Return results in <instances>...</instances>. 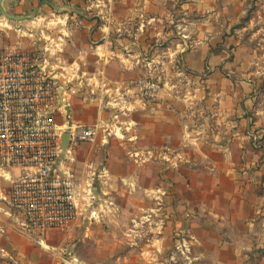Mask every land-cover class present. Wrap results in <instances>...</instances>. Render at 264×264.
<instances>
[{
	"label": "crops",
	"instance_id": "0c3cea01",
	"mask_svg": "<svg viewBox=\"0 0 264 264\" xmlns=\"http://www.w3.org/2000/svg\"><path fill=\"white\" fill-rule=\"evenodd\" d=\"M241 2L0 0V47L19 44L28 50L48 48L49 58L57 55L63 60L65 75L75 78L78 84L79 91L69 93L67 98L72 120L83 124L82 115H93L88 122L98 120L109 131V140L97 142L106 152L105 171L93 170L91 175H98L102 191L110 195L112 214L118 211L114 198L119 195L125 198L127 206L123 210L127 211L133 207L140 209L134 201L144 200L146 195L154 194L153 198L161 201V187H147L144 180L155 179L162 171L150 170L146 164L167 162L163 157L171 165L177 160L178 98L161 93L156 103L145 104L135 86L137 79L167 55L170 61L180 55L184 66L198 78L208 70L211 82V78L221 73V90L205 102L215 104V108L210 114L206 113V106L194 109L197 116H205L199 123L200 131L189 126L188 134L187 204L191 218L186 242L194 244V248L186 259L201 261L199 264H264V106L259 93L253 91L255 86L246 78L222 74L232 65L225 56L229 49L215 43L213 37L230 29L227 17L240 10ZM170 33L181 34L182 43L170 46L164 56L154 53L148 57L150 37L156 41ZM193 33L196 37L189 46V35ZM159 47L156 42L153 44L156 51ZM195 95L198 99L199 94ZM209 125L217 131H210L213 128ZM180 176L175 174L174 180L171 172L169 176L164 172L162 178L172 179L168 182L172 186ZM116 183L121 186L117 187ZM158 205L155 212L162 211L161 204ZM184 228L187 226L168 215L164 234L156 236L159 240L154 238L158 248L150 251L154 260L163 256L165 244L172 243L175 236L170 232L184 231ZM9 239L14 257L28 256L16 242L19 240L26 246L30 244L28 238L11 236ZM49 239L50 235L45 243ZM38 251H30L31 263L36 262ZM148 252L145 248L116 252L112 254L113 263L147 264ZM57 254L68 258L72 253L62 249ZM95 255L109 257L99 252ZM47 258L39 264H51L52 256ZM79 258L83 260L81 254ZM69 264L78 262L71 260Z\"/></svg>",
	"mask_w": 264,
	"mask_h": 264
},
{
	"label": "rangeland",
	"instance_id": "374dc122",
	"mask_svg": "<svg viewBox=\"0 0 264 264\" xmlns=\"http://www.w3.org/2000/svg\"><path fill=\"white\" fill-rule=\"evenodd\" d=\"M167 11L169 12V10ZM181 16L182 13L179 12V17ZM227 18V27H230V29L213 36L215 37V43H219L222 47H228L229 50L225 53V56L228 61L232 62V65H229L224 72H220H222V74H226L225 72L237 74L246 78L247 82L249 81L248 83L255 86L253 91L259 93L261 102L264 106V0H242L240 10L231 13ZM195 37L194 33L189 35V46L191 44L190 42L194 41ZM152 38L153 37H150V44L152 45L149 47L150 51L147 54L148 57L154 53L164 56L170 46L174 47L176 43L179 45L184 39L181 34L177 33L176 35L171 33L162 35L159 37V40L156 38V41H152ZM155 42L160 45L157 51L156 48L153 49V44H155ZM180 57V55L176 56V59L174 58V60L172 59V61H170L167 55L164 57L165 60L158 61L155 63L157 65L154 64L148 67L140 77H152L159 81V95L164 93L168 96L171 93L178 98L179 125L177 128L178 137L175 140L177 160L171 165L165 157H163V159L167 162L163 160L153 162L150 161L153 160L152 158L149 159L150 162L146 164L151 168H149L150 170L159 168L162 171L160 175L161 178L157 175L155 179L153 177H147L144 180V184L147 187H161V201L153 198L154 194L150 196L146 195L144 200L139 198L134 201L135 204L140 205V209L137 210L133 207L132 210L127 211L123 210V207L127 206L126 200L122 195H119L117 198H114L118 211L112 214L110 213V209H108L106 213H103L102 222L93 223V225L89 227V230L78 228L62 234L49 233L47 236L50 235V241L41 244L37 236L38 234L24 233L23 229L15 222L16 218L22 219V216L8 203L10 185L0 178V264H39L43 260L44 262L47 261L49 255L52 256L50 259L52 262L51 264H64L65 261L69 264L71 259L67 254L68 258H66L65 255L60 256L57 254L61 252L62 249L71 252V255L76 259L75 262H78V264H114L112 254L116 252L125 253L130 250H141L142 248L149 251L145 259L147 264L201 263V261H191L189 259L194 244L186 242L189 241L188 223L189 218H191V216L189 217V205L187 204V201H189L188 134L189 126L191 130L200 131L198 129L200 127L199 123L203 121L205 116V114L203 116L194 114L196 108L201 109L203 106H206V113L209 114L210 110L215 108V104H205V102L213 97V93L221 90V81H219L221 73L217 74L215 79L211 78V82L209 81L208 76L210 72L208 70L203 73L201 78H198L191 70H188L184 66ZM135 86L137 87L136 84ZM138 93L140 94V91ZM195 93L199 94L198 99H196ZM158 97L155 100H142L145 104H153L157 102ZM202 97L206 98L200 99ZM82 118L84 121L83 125L86 123L87 125L99 126L97 140L95 143H83L76 148L72 153V157H74L75 160L70 161L68 165H70L75 174L81 177L83 181L94 176L95 188L98 194L101 195L99 203L106 205V203L111 201L110 195L102 191V183L98 175H91V172L93 170L96 172L105 171L107 163L106 152L103 148L98 147L97 142L101 141L102 143V140H109L110 134L107 128L102 126V122L100 123L98 120L88 122V118L92 119L93 115H82ZM209 126L213 128L212 130L209 129L210 131H217L213 125ZM196 133L195 135L199 137V134ZM202 134L205 135L204 133ZM93 163L94 166L91 167ZM168 169H172V171ZM164 172L167 176H169L171 172L174 180L175 174H181L179 180L180 178L185 179H183L182 182L178 180L177 183L173 180L174 183L171 186L168 182H172V179H163ZM116 186L120 187L121 184L116 183ZM176 186L178 187L175 188ZM159 203L161 204L160 208H162V211L159 210L155 212L154 210L159 207ZM142 205L143 208H141ZM169 214L175 217L177 223H183V226H187V228H184V231H178L176 233L172 230L170 233L175 236L173 237L174 242L172 241L170 244H165V251L163 250L162 252L163 256L154 260L153 254H150V251H157L158 248L153 242L155 239H160L158 237L156 238V236L164 234L165 220ZM109 218H112L113 221L110 220L111 223L108 225ZM178 233L180 236L177 235ZM11 236H15L18 239L22 237L28 238L30 244L26 246L21 244L19 240L16 242L17 245L27 252L26 254L28 256H30V251L34 249L39 250L35 255L36 262L31 263L28 256L23 257V259L19 256L14 257V254H12L9 249V238ZM47 236H41V238L47 241ZM65 236L67 237L65 238ZM181 251H183L184 254ZM96 252L104 256L108 255L109 257H95ZM175 252H177V255L175 254L172 256ZM80 254L83 260L79 258ZM186 255L189 256L188 259H186Z\"/></svg>",
	"mask_w": 264,
	"mask_h": 264
},
{
	"label": "built area",
	"instance_id": "2783aa9c",
	"mask_svg": "<svg viewBox=\"0 0 264 264\" xmlns=\"http://www.w3.org/2000/svg\"><path fill=\"white\" fill-rule=\"evenodd\" d=\"M65 71L64 61L49 58L46 47H0V178L10 185L8 203L22 216L15 222L24 233L38 234L41 244L49 233L89 230L112 206L99 203L94 176L83 181L68 165L76 148L96 142L99 126L72 120L67 98L79 90ZM158 82L137 80L141 98L155 100Z\"/></svg>",
	"mask_w": 264,
	"mask_h": 264
},
{
	"label": "water",
	"instance_id": "95a60500",
	"mask_svg": "<svg viewBox=\"0 0 264 264\" xmlns=\"http://www.w3.org/2000/svg\"><path fill=\"white\" fill-rule=\"evenodd\" d=\"M63 143H64V152H66L67 149L69 148V137H68V135H65L63 137Z\"/></svg>",
	"mask_w": 264,
	"mask_h": 264
}]
</instances>
